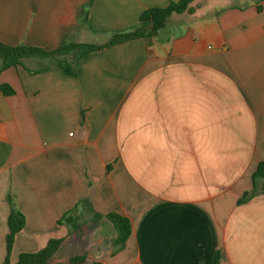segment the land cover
<instances>
[{
    "label": "crops",
    "instance_id": "crops-1",
    "mask_svg": "<svg viewBox=\"0 0 264 264\" xmlns=\"http://www.w3.org/2000/svg\"><path fill=\"white\" fill-rule=\"evenodd\" d=\"M174 0H0V42L105 44L1 69L0 264L9 196L25 217L9 255L63 239L54 263L264 264V0H195L155 35L141 14ZM87 19H85L86 10ZM130 219L115 251L107 214ZM67 215V220L60 223Z\"/></svg>",
    "mask_w": 264,
    "mask_h": 264
},
{
    "label": "trees",
    "instance_id": "trees-1",
    "mask_svg": "<svg viewBox=\"0 0 264 264\" xmlns=\"http://www.w3.org/2000/svg\"><path fill=\"white\" fill-rule=\"evenodd\" d=\"M195 0H174L166 7H152L145 10L141 14L142 22H151V29L156 35L165 25L169 16L173 13L189 12L193 13L194 8L192 3ZM88 8L86 10L85 19L88 16ZM146 29L141 26L136 29H132L126 32L115 33L112 38L105 44L97 45L85 42H64L59 48L54 50H46L41 47L28 46L24 44L20 45H7L0 42V58L2 59L1 69H5L14 65L22 63V60L27 57H40V58H54L60 62L61 65L66 68L67 71L72 72L74 65L59 56L67 54L73 49L90 48V49H102L107 46L118 44L129 39L138 38L145 35ZM7 86L0 85V89H3L6 93L12 94L14 90L12 88L7 89ZM254 183L260 186V190L254 191L250 196H246L242 199V203L250 200L258 193L264 194V161H262L257 170L254 173ZM11 204V213L8 218L9 234L7 236V257L4 264H78L85 260L84 256H76L71 258L68 262L54 263L51 261V257L59 249L63 239L52 238L48 244L39 251L25 252L20 255L18 262L11 263L9 255L14 245V239L17 232H19L25 225V217L23 213L15 205L14 201L9 196ZM107 217L114 223L117 236L114 239L115 251L122 249L128 240L132 232V226L130 219L124 215L116 212L107 214ZM67 220V215L63 219H60V223ZM209 264H220V251H216L209 261Z\"/></svg>",
    "mask_w": 264,
    "mask_h": 264
}]
</instances>
